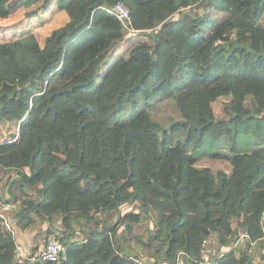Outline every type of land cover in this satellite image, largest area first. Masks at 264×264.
I'll return each mask as SVG.
<instances>
[{
  "label": "trees",
  "instance_id": "trees-1",
  "mask_svg": "<svg viewBox=\"0 0 264 264\" xmlns=\"http://www.w3.org/2000/svg\"><path fill=\"white\" fill-rule=\"evenodd\" d=\"M117 1L134 36L107 10ZM56 6L68 20L42 43L0 42V69L13 76L0 75V184L16 178V225L44 223L66 250L57 261L19 257L0 215V264H202L203 240L214 264H264V0ZM121 42L106 65L103 53ZM158 97L181 115L168 128L150 110ZM99 98L115 118L100 115ZM125 98L133 114L119 128ZM241 133L254 141L248 152ZM221 137L225 146L197 152ZM126 223L147 225L129 237ZM133 237L141 248L121 241Z\"/></svg>",
  "mask_w": 264,
  "mask_h": 264
},
{
  "label": "rangeland",
  "instance_id": "rangeland-1",
  "mask_svg": "<svg viewBox=\"0 0 264 264\" xmlns=\"http://www.w3.org/2000/svg\"><path fill=\"white\" fill-rule=\"evenodd\" d=\"M15 1L16 0H8L7 7L10 9L9 12H5L0 9V42L13 40L15 38L21 37L26 34H34L39 40V42L42 43L44 37L47 36V33L50 34V32L53 29L63 24L65 17H67L66 12L64 10L57 9L56 0H53V3L52 0H48V2L45 4H44L45 2L44 0H22L20 5L14 6ZM50 5H52V8L50 7ZM213 14L214 12L212 13V15ZM262 22H264V17ZM118 51L119 50H117V52ZM116 55H117L116 50L115 51L113 50L111 54H109V51L104 52L103 60L106 61V65H108ZM103 67L104 65H102L100 68L101 73L103 72ZM116 67L120 68L119 65ZM0 75L6 76L9 80L13 79V76L9 73V71L5 69H0ZM228 100H229V96H221L212 102L214 114L217 117H221L225 115L226 112L224 110V104ZM127 102L128 99L125 98L122 106L123 113L120 114L119 116L120 117L119 128H122L125 122H127L132 117L133 114V111L131 110L130 106L126 105ZM246 104H250V98H247ZM98 106H99L100 115L104 116L107 119H113L116 117V114L112 109V104L109 103L108 101H104L103 99L99 98ZM150 110L153 117L161 121V123L167 128L173 122L181 118V115L177 110L174 101L172 99L165 100L162 97H158L153 102ZM82 118L84 119L85 122H87L88 118L86 116H83ZM241 134H245L247 135V137L241 136ZM241 134H239L236 138L237 144L239 145L240 149L248 150L249 147L255 146L254 143H251L254 142L251 139L252 138L251 135L246 133H241ZM225 140H227L226 137H221V139H217L214 141L211 140V138H207L204 146L201 147L197 152L199 154L210 153L211 152L210 150L214 151L217 149V148L215 149V146H219L220 141L225 146L226 144ZM246 141H248L249 143L247 144ZM198 165L209 166L214 171L220 168V165L216 163L202 162L199 163ZM11 175H14V173L11 172ZM143 175H145V173ZM3 187L6 189L7 186H3ZM14 205L15 207H17L16 203ZM129 207L130 206H125L123 209L122 208L121 209L124 210ZM9 212H11L12 214L11 210ZM149 224L150 222H148V226ZM146 225L147 223L133 226L128 236L130 237L137 230H142ZM147 234L148 233H146V236H148ZM37 238H38L37 242L43 244L48 237L43 235H38ZM121 241H123L126 245H129L131 247L134 246L136 248L138 247L141 248V245L137 243L134 237L133 239L132 238L122 239Z\"/></svg>",
  "mask_w": 264,
  "mask_h": 264
},
{
  "label": "built area",
  "instance_id": "built-area-1",
  "mask_svg": "<svg viewBox=\"0 0 264 264\" xmlns=\"http://www.w3.org/2000/svg\"><path fill=\"white\" fill-rule=\"evenodd\" d=\"M107 10L114 14L120 20L125 35H134L139 31V29L133 26L130 10L122 1H117L113 7L107 8ZM3 191L4 187L0 184V215L4 218V211L8 203L4 200L2 194ZM242 236H248V234L244 232ZM204 244L205 240H203L201 244L202 264H214L209 253L205 250ZM65 250V246L59 238L55 236H50L39 247L36 253L27 257L38 260L57 261L65 253ZM17 251H20L19 246H17ZM163 264H167V262H164ZM176 264H180L179 259H177Z\"/></svg>",
  "mask_w": 264,
  "mask_h": 264
},
{
  "label": "crops",
  "instance_id": "crops-1",
  "mask_svg": "<svg viewBox=\"0 0 264 264\" xmlns=\"http://www.w3.org/2000/svg\"><path fill=\"white\" fill-rule=\"evenodd\" d=\"M15 2H16L15 6H18V5L21 4L22 0H16ZM52 3H53V0H52ZM50 7L52 8V5H50ZM205 10H206V12H208L213 17H215L217 15L216 10L214 8H212V7H206ZM213 12H214V14L212 15ZM67 20H68V16L65 17V19L63 21V24ZM63 24H61V25H63ZM61 25H59V26H61ZM48 34L49 33H47V35ZM129 36L130 35H125V37H129ZM131 36H134V35H131ZM123 43L119 45V49H118L119 51L122 49V47L124 48L125 45ZM118 52L116 50V54H118ZM241 136L247 137V135H245V134H241ZM246 143L248 144L249 142L246 141ZM238 148H239L240 152L243 153V152H246V151L247 152L250 151L253 148V146L252 147H249L248 150H242V149H240L239 145H238ZM210 151H212V150H210ZM7 185H8V183L5 186H7ZM4 190H5V188H4ZM15 208L16 207H15L14 204L8 203V205H7V207H6L5 211H4V220H5V223H6L7 227L10 228L13 231L14 236H15V238L17 240L18 246L20 248V251L17 252V255L20 256V257H27L29 255H32V254L36 253V251L42 245L41 243H38L37 242L38 241V238H39V237L37 238V236L38 235H44L43 233L45 231V227L46 226H45L44 223L37 222V224H35L34 226L30 227L28 230H22V229H20L16 225L15 218L13 217V215L11 214V212H9L10 210L13 212V210ZM241 240H242V238L239 240V242ZM242 241H241V243H242Z\"/></svg>",
  "mask_w": 264,
  "mask_h": 264
},
{
  "label": "water",
  "instance_id": "water-1",
  "mask_svg": "<svg viewBox=\"0 0 264 264\" xmlns=\"http://www.w3.org/2000/svg\"><path fill=\"white\" fill-rule=\"evenodd\" d=\"M16 181V178H13L7 185L6 189L3 191V197H4V200L7 202V203H11L14 201V199L16 198V193L14 192L13 190V185ZM133 224L131 223H126L124 224V228L126 229L127 231V234H130L132 228H133Z\"/></svg>",
  "mask_w": 264,
  "mask_h": 264
}]
</instances>
